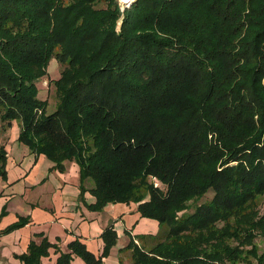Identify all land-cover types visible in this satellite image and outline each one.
<instances>
[{
    "label": "trees",
    "instance_id": "obj_1",
    "mask_svg": "<svg viewBox=\"0 0 264 264\" xmlns=\"http://www.w3.org/2000/svg\"><path fill=\"white\" fill-rule=\"evenodd\" d=\"M51 60L52 110L36 85ZM12 122L52 170L76 164L87 209L133 203L157 222L152 246L123 248L132 264H264V0H0V123ZM5 162L0 146L3 180ZM101 239L98 256L42 238L14 258L42 264L54 248L55 264H104L113 223Z\"/></svg>",
    "mask_w": 264,
    "mask_h": 264
},
{
    "label": "crops",
    "instance_id": "obj_2",
    "mask_svg": "<svg viewBox=\"0 0 264 264\" xmlns=\"http://www.w3.org/2000/svg\"><path fill=\"white\" fill-rule=\"evenodd\" d=\"M19 125L12 122L10 127L0 123V146L5 151L6 180L0 176V212L5 207L6 214L0 217V231L26 218L27 223L6 234L0 235V264H20L14 255L26 252L30 241L39 244L42 238L59 249L68 252L67 245L79 240L94 255L103 250L101 234L113 223L117 242L111 248L104 264H123L128 251L123 248L130 239L137 243L138 236H146L142 242H152L159 228L154 220L141 218L137 204H108L102 211H91L86 205L94 203V198L85 193L84 203L78 197L79 174L75 163H65V171L52 170L45 156H36L18 142ZM128 233V234H127ZM49 256L42 258V264H55L59 255L54 248ZM71 264H84L72 256Z\"/></svg>",
    "mask_w": 264,
    "mask_h": 264
},
{
    "label": "rangeland",
    "instance_id": "obj_3",
    "mask_svg": "<svg viewBox=\"0 0 264 264\" xmlns=\"http://www.w3.org/2000/svg\"><path fill=\"white\" fill-rule=\"evenodd\" d=\"M132 1L133 0H131L128 3L123 4L122 2H120V0H118L122 9L127 7ZM60 70H61V67L59 66V64L55 60H51L48 67H47L48 75L46 77L42 78L40 81L36 82V85L39 88L40 98L48 101L50 110L53 109V106L55 104V98L53 97L54 96L53 88H52V85L50 84V80L56 79V77L58 76V73H60ZM211 196H212V193H208V194H206L204 199H210ZM259 210H260L261 214H264V200L260 201ZM138 237H140V238H138ZM138 237L136 238L138 245L145 247L146 249H148L150 246H152L154 244L155 240L152 242H146V240H145V242H142V239H144L145 236H143V237L138 236ZM255 243L259 247V252H261L264 249V243L261 242L259 239H256ZM127 254H128V256H127V260L125 261V264H132V261L130 259V254L129 253H127Z\"/></svg>",
    "mask_w": 264,
    "mask_h": 264
},
{
    "label": "built area",
    "instance_id": "obj_4",
    "mask_svg": "<svg viewBox=\"0 0 264 264\" xmlns=\"http://www.w3.org/2000/svg\"><path fill=\"white\" fill-rule=\"evenodd\" d=\"M151 183L153 184L154 187H159L160 186L159 181L155 177L151 178Z\"/></svg>",
    "mask_w": 264,
    "mask_h": 264
},
{
    "label": "bare ground",
    "instance_id": "obj_5",
    "mask_svg": "<svg viewBox=\"0 0 264 264\" xmlns=\"http://www.w3.org/2000/svg\"><path fill=\"white\" fill-rule=\"evenodd\" d=\"M131 0H120L123 4L130 2Z\"/></svg>",
    "mask_w": 264,
    "mask_h": 264
}]
</instances>
